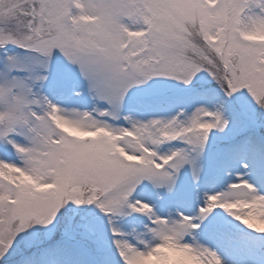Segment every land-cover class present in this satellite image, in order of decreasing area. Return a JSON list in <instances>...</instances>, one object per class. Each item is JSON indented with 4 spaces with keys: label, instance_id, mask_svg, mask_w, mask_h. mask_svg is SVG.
<instances>
[{
    "label": "snow or ice",
    "instance_id": "snow-or-ice-1",
    "mask_svg": "<svg viewBox=\"0 0 264 264\" xmlns=\"http://www.w3.org/2000/svg\"><path fill=\"white\" fill-rule=\"evenodd\" d=\"M0 264H264V0H0Z\"/></svg>",
    "mask_w": 264,
    "mask_h": 264
}]
</instances>
